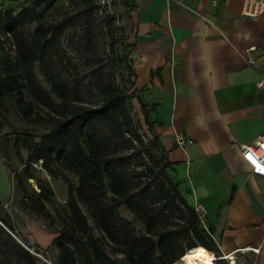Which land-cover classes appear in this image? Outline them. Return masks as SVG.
<instances>
[{
    "label": "trees",
    "instance_id": "16d2710c",
    "mask_svg": "<svg viewBox=\"0 0 264 264\" xmlns=\"http://www.w3.org/2000/svg\"><path fill=\"white\" fill-rule=\"evenodd\" d=\"M66 3L76 5L72 14L56 19ZM100 10V0L0 1V33L16 46L15 54H0V103L15 98L23 116L46 126L42 134L30 132L20 138L29 155L23 170L16 172L17 180L36 179L39 187L33 195L23 196L22 207L42 214L54 201L52 185L36 174L41 161L54 178L65 171L77 178L66 179L69 216L58 230L55 264H176L198 246L219 252L212 229L175 178L174 163L158 143L159 135L154 131L152 142L160 156L146 146L135 126L129 93L135 85L132 64L127 60L133 80L125 87L107 77L102 67L94 69L85 84L75 82L58 63L64 64L62 31L82 25L91 45L96 35L93 15ZM115 20L108 14L111 31ZM95 93L99 100L88 103L86 95ZM139 101L153 127L141 96ZM122 206L144 224V232L120 213ZM0 221V264H48L4 227L14 233L11 216H3L1 209Z\"/></svg>",
    "mask_w": 264,
    "mask_h": 264
},
{
    "label": "crops",
    "instance_id": "0c3cea01",
    "mask_svg": "<svg viewBox=\"0 0 264 264\" xmlns=\"http://www.w3.org/2000/svg\"><path fill=\"white\" fill-rule=\"evenodd\" d=\"M132 3L135 89L182 191L206 207L211 252L220 264H264V177L242 155L264 132V14L243 15L241 0Z\"/></svg>",
    "mask_w": 264,
    "mask_h": 264
},
{
    "label": "rangeland",
    "instance_id": "374dc122",
    "mask_svg": "<svg viewBox=\"0 0 264 264\" xmlns=\"http://www.w3.org/2000/svg\"><path fill=\"white\" fill-rule=\"evenodd\" d=\"M100 3L101 10L96 12L92 19L96 26V35L92 44L86 43L82 25L67 27L60 34V51L65 66L59 61L58 63L63 73L75 82L80 80L85 84L92 71L102 67L107 77L115 79L122 86L129 87L133 75L131 76L127 70L126 63L132 64L131 44L129 43L132 0H100ZM75 6L66 3L63 14L61 16L57 14L55 18L59 17L58 20H60L64 14L71 15ZM108 14L116 17V27L112 31L108 24ZM30 28L34 30V24ZM113 40H116L115 45H113ZM15 50L13 39H8L0 33V54L5 51L15 54ZM126 56H128L127 59H125ZM37 73L39 79L49 89L50 85L39 68H37ZM129 93L135 126L143 136L146 146L160 156L161 152H158L152 142L154 126L148 124L139 101V97L142 96L141 90L135 89L134 85ZM85 99L92 104L97 102L99 97L95 93L86 95ZM40 111L46 115L48 113L44 107L40 108ZM45 129L46 126L41 123L32 122L23 116L15 104V98H8L5 103H0V209L3 216L5 213L11 216L17 240L30 246L34 254L43 261L55 264L58 256L56 242L58 230L63 227L69 216L66 204L69 185L66 179L77 182V178L68 171H65L64 176L54 178L42 167L40 161L36 165V174L50 182L55 191V198L53 202L47 203V211L37 214L22 207L24 195L30 196L34 191H39L37 180H24L21 183L17 180L16 174L23 170V162L29 155L20 138L30 132L42 134ZM135 143L140 147L138 142ZM158 143L161 141L158 140ZM119 210L123 216L135 223L139 232L145 231L144 224L126 206H122ZM0 223L2 224L1 221ZM4 227L11 231L5 225ZM183 263L184 260L181 258L178 264Z\"/></svg>",
    "mask_w": 264,
    "mask_h": 264
},
{
    "label": "built area",
    "instance_id": "2783aa9c",
    "mask_svg": "<svg viewBox=\"0 0 264 264\" xmlns=\"http://www.w3.org/2000/svg\"><path fill=\"white\" fill-rule=\"evenodd\" d=\"M242 1V14L246 16H259L264 14V0H241ZM256 49L255 47L252 48ZM264 58V54H263ZM251 62H254L251 60ZM259 85L264 87V80L259 82ZM177 143L181 146H184L190 143L192 140L186 138L182 134L177 135ZM242 155L245 162L249 165L251 171L255 174L261 175L264 177V132L261 133L258 138L249 144H244L242 146ZM196 210L202 219V221L206 224V215L207 210L204 204L197 203L195 205ZM14 236H16L12 231H10ZM17 237V236H16ZM30 251L35 253L28 245L22 242ZM244 249H251L255 252L260 251V247H246ZM37 254V253H36ZM221 259V256H216V261ZM178 264V263H176ZM219 264V263H218Z\"/></svg>",
    "mask_w": 264,
    "mask_h": 264
},
{
    "label": "bare ground",
    "instance_id": "6f19581e",
    "mask_svg": "<svg viewBox=\"0 0 264 264\" xmlns=\"http://www.w3.org/2000/svg\"><path fill=\"white\" fill-rule=\"evenodd\" d=\"M182 259L183 264H218L216 255L204 246L193 248Z\"/></svg>",
    "mask_w": 264,
    "mask_h": 264
},
{
    "label": "water",
    "instance_id": "95a60500",
    "mask_svg": "<svg viewBox=\"0 0 264 264\" xmlns=\"http://www.w3.org/2000/svg\"><path fill=\"white\" fill-rule=\"evenodd\" d=\"M22 243V242H21ZM23 244V243H22Z\"/></svg>",
    "mask_w": 264,
    "mask_h": 264
}]
</instances>
